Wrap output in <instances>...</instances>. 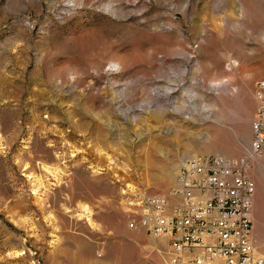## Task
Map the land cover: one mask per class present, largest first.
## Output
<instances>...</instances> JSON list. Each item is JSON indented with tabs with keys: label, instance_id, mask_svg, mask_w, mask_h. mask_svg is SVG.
<instances>
[{
	"label": "rangeland",
	"instance_id": "obj_1",
	"mask_svg": "<svg viewBox=\"0 0 264 264\" xmlns=\"http://www.w3.org/2000/svg\"><path fill=\"white\" fill-rule=\"evenodd\" d=\"M264 0H0V264H169L130 231L182 161L249 160L264 258Z\"/></svg>",
	"mask_w": 264,
	"mask_h": 264
},
{
	"label": "built area",
	"instance_id": "obj_2",
	"mask_svg": "<svg viewBox=\"0 0 264 264\" xmlns=\"http://www.w3.org/2000/svg\"><path fill=\"white\" fill-rule=\"evenodd\" d=\"M250 152L264 155V84L254 86ZM249 160L195 156L178 167L168 196L137 198L130 231L166 239L169 264H264L252 239L255 186Z\"/></svg>",
	"mask_w": 264,
	"mask_h": 264
},
{
	"label": "bare ground",
	"instance_id": "obj_3",
	"mask_svg": "<svg viewBox=\"0 0 264 264\" xmlns=\"http://www.w3.org/2000/svg\"><path fill=\"white\" fill-rule=\"evenodd\" d=\"M258 84H264V79L262 81L258 82Z\"/></svg>",
	"mask_w": 264,
	"mask_h": 264
}]
</instances>
